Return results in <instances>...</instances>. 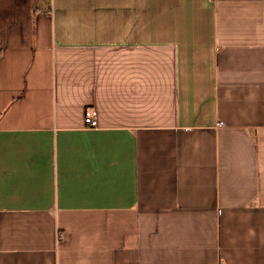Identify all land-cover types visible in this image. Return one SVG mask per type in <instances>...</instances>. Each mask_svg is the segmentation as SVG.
Wrapping results in <instances>:
<instances>
[{"label":"crops","instance_id":"1","mask_svg":"<svg viewBox=\"0 0 264 264\" xmlns=\"http://www.w3.org/2000/svg\"><path fill=\"white\" fill-rule=\"evenodd\" d=\"M0 264H264V0H0Z\"/></svg>","mask_w":264,"mask_h":264},{"label":"built area","instance_id":"2","mask_svg":"<svg viewBox=\"0 0 264 264\" xmlns=\"http://www.w3.org/2000/svg\"><path fill=\"white\" fill-rule=\"evenodd\" d=\"M85 122L87 126L94 128L97 126V117L95 115V111L93 108H90V110L87 112L85 117Z\"/></svg>","mask_w":264,"mask_h":264}]
</instances>
